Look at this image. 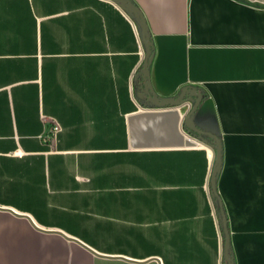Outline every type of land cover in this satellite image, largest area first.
Here are the masks:
<instances>
[{
    "label": "crops",
    "instance_id": "0c3cea01",
    "mask_svg": "<svg viewBox=\"0 0 264 264\" xmlns=\"http://www.w3.org/2000/svg\"><path fill=\"white\" fill-rule=\"evenodd\" d=\"M131 1L154 92L202 94L192 121L221 144L216 194L209 137L129 144L144 49L131 14L0 0V264H224L220 203L233 264H264V0Z\"/></svg>",
    "mask_w": 264,
    "mask_h": 264
},
{
    "label": "water",
    "instance_id": "95a60500",
    "mask_svg": "<svg viewBox=\"0 0 264 264\" xmlns=\"http://www.w3.org/2000/svg\"><path fill=\"white\" fill-rule=\"evenodd\" d=\"M123 10L131 14L138 22L144 42L143 57L139 75L141 78V93L138 95L140 105L156 106L158 110L140 109L127 117L129 144L133 149H171L190 148L199 143L206 145L207 136L211 139V145L216 150L215 158H212L208 180L213 193L216 194L215 178L221 160V144L217 136L196 127L192 121V114L199 105L202 94L197 87L184 86L175 97L161 98L152 89L149 82L148 60L151 54V41L148 26L140 9L131 0H112ZM195 97L190 111L180 122L178 110L163 109L166 107L181 106L187 94ZM189 98V97H188ZM161 108V109H160ZM191 133L194 134L191 135ZM220 215L222 217V229L224 234V264H233L229 255V234L226 228V218L220 203ZM12 212V211H10ZM34 227V226H33ZM38 229L37 227H34ZM66 236V235H64Z\"/></svg>",
    "mask_w": 264,
    "mask_h": 264
},
{
    "label": "built area",
    "instance_id": "2783aa9c",
    "mask_svg": "<svg viewBox=\"0 0 264 264\" xmlns=\"http://www.w3.org/2000/svg\"><path fill=\"white\" fill-rule=\"evenodd\" d=\"M190 97H192L193 99H195V97L192 96L191 93H189V94H187V97L185 98V100L181 104V106L166 107V108H163V109H171V108H174V109L178 110L179 115H180V122L182 123L183 122V117L190 111V109L192 108V105H193V100H191ZM139 106H140V109H144V110H158L159 109L156 106H146V105H140V104H139ZM58 131H59L58 125L55 124V123H53V125H52V127L50 129V134L52 135V137H54L55 133L58 132Z\"/></svg>",
    "mask_w": 264,
    "mask_h": 264
},
{
    "label": "trees",
    "instance_id": "16d2710c",
    "mask_svg": "<svg viewBox=\"0 0 264 264\" xmlns=\"http://www.w3.org/2000/svg\"><path fill=\"white\" fill-rule=\"evenodd\" d=\"M133 3H134V2H133ZM134 4H135V3H134ZM191 135H193V136H194V134H193V133H191ZM215 211H216V213H218L219 209L215 208ZM226 228H227V226H226ZM227 231H228V228H227ZM229 255H231V252H230V250H229Z\"/></svg>",
    "mask_w": 264,
    "mask_h": 264
},
{
    "label": "rangeland",
    "instance_id": "374dc122",
    "mask_svg": "<svg viewBox=\"0 0 264 264\" xmlns=\"http://www.w3.org/2000/svg\"><path fill=\"white\" fill-rule=\"evenodd\" d=\"M128 13V12H127ZM138 26H139V24H138ZM137 29H138V31H139V27H137ZM144 50V49H143ZM142 56H143V52H142ZM56 124V123H55ZM58 125V124H57Z\"/></svg>",
    "mask_w": 264,
    "mask_h": 264
}]
</instances>
